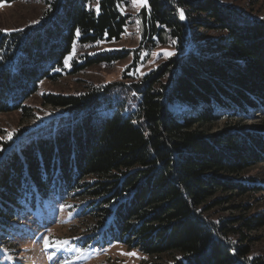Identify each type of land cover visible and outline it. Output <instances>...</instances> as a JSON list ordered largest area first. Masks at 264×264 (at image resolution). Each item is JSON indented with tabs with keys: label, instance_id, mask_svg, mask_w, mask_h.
<instances>
[{
	"label": "trees",
	"instance_id": "1",
	"mask_svg": "<svg viewBox=\"0 0 264 264\" xmlns=\"http://www.w3.org/2000/svg\"><path fill=\"white\" fill-rule=\"evenodd\" d=\"M129 2L52 0L37 24L0 31V114L31 117L26 101L42 81L60 78L75 42L120 40ZM137 17L134 62L160 46H172V56L137 80L127 69L124 80L79 95H44L45 105L64 111L2 139L0 251L11 258L9 233L20 218L41 217L56 198L77 213L81 233L69 237L84 253L118 243L166 264H264V255H252L264 211L247 215L251 202L233 204L237 215L211 212L264 192L247 176L264 165V119L243 123L264 113V19L221 0H147ZM130 53L89 55L76 72ZM174 104L194 116L175 113Z\"/></svg>",
	"mask_w": 264,
	"mask_h": 264
},
{
	"label": "rangeland",
	"instance_id": "2",
	"mask_svg": "<svg viewBox=\"0 0 264 264\" xmlns=\"http://www.w3.org/2000/svg\"><path fill=\"white\" fill-rule=\"evenodd\" d=\"M52 0H16L13 2L0 3V31H14L25 28L29 25H35L44 17V12ZM130 4L125 11L132 15V20L122 38L117 41H103L96 45H81L75 42L71 51V59L65 63L61 70L60 78L57 81L44 80L39 84V90L31 96L25 105L31 109L32 116L21 120L19 112L0 114V144L2 139H8L22 126L33 128L42 125L48 119L57 116L64 110L43 103V96L48 94H73L79 95L86 92L90 86L105 85L124 80L125 72L131 77V80L141 78L147 72L158 67L163 61L174 54L172 46H160L152 52L140 53L136 62L135 51L139 49L142 39V32L137 19V14L147 5V0H129ZM223 3L230 4L245 14L264 19V0H221ZM208 34V33H207ZM211 32L208 36H211ZM131 52L130 55L122 60L110 64L91 65L79 72L75 66L86 62V57L95 55V53H105L110 51ZM74 53V54H73ZM171 53V55H167ZM69 54V55H70ZM68 55V56H69ZM67 56V57H68ZM134 66V67H133ZM138 73V74H137ZM175 113L194 112V109L185 108L180 104L172 105ZM192 115V114H191ZM194 116V115H192ZM232 116L218 119L212 127V131H220L225 122L231 120ZM234 119V118H233ZM264 119L263 111L250 112L248 118H244V125L258 122ZM23 122V124H21ZM247 176H252L264 183V165L258 164L255 169ZM226 196V195H221ZM214 200V199H213ZM211 202V201H208ZM213 202V201H212ZM253 202L252 209L247 215H252L264 211V192L259 193L247 201L246 198L237 200V198L228 201H222L218 206L212 209L214 217H229L243 213V211L234 209L233 204H244ZM39 215L41 217L31 218L23 215L19 224L9 233L11 245V256L9 258L0 251V264H107L115 262L118 264H139L142 261L148 263L166 264L163 259H152L139 252L138 249H130L124 245L115 243L102 245L101 251L96 254L78 250L69 236L81 233L76 230L80 227V221L75 222L77 213L66 211L61 200L50 198L43 205ZM40 218V220H39ZM36 225L27 229V226ZM72 229V230H71ZM74 229V230H73ZM255 243L252 244V255H264V227L252 233ZM66 242V243H65ZM2 245V243L0 244ZM88 250L93 251V248ZM134 253L135 255H126Z\"/></svg>",
	"mask_w": 264,
	"mask_h": 264
},
{
	"label": "snow or ice",
	"instance_id": "3",
	"mask_svg": "<svg viewBox=\"0 0 264 264\" xmlns=\"http://www.w3.org/2000/svg\"><path fill=\"white\" fill-rule=\"evenodd\" d=\"M133 3L135 4L136 3V0H133ZM180 15H181V18H183V11L181 10V12H180ZM4 31H7V30H4ZM22 31V30H21ZM74 54V53H73ZM167 55H171V53H167ZM71 59V54L68 56V57H66L65 58V63H66V65H67V62H68V60H70ZM9 138H10V135H9ZM66 243V242H65ZM126 255H135L134 253H126Z\"/></svg>",
	"mask_w": 264,
	"mask_h": 264
}]
</instances>
